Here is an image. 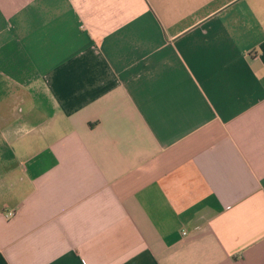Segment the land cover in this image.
Segmentation results:
<instances>
[{"label":"crops","instance_id":"1","mask_svg":"<svg viewBox=\"0 0 264 264\" xmlns=\"http://www.w3.org/2000/svg\"><path fill=\"white\" fill-rule=\"evenodd\" d=\"M0 264H264V0H0Z\"/></svg>","mask_w":264,"mask_h":264},{"label":"built area","instance_id":"2","mask_svg":"<svg viewBox=\"0 0 264 264\" xmlns=\"http://www.w3.org/2000/svg\"><path fill=\"white\" fill-rule=\"evenodd\" d=\"M15 216V213L14 212H9L6 214V219H12L13 217Z\"/></svg>","mask_w":264,"mask_h":264}]
</instances>
